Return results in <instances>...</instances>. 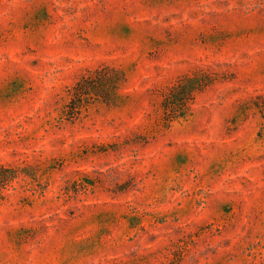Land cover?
Returning <instances> with one entry per match:
<instances>
[{"label":"rangeland","instance_id":"374dc122","mask_svg":"<svg viewBox=\"0 0 264 264\" xmlns=\"http://www.w3.org/2000/svg\"><path fill=\"white\" fill-rule=\"evenodd\" d=\"M0 168V264H264V0H0Z\"/></svg>","mask_w":264,"mask_h":264},{"label":"trees","instance_id":"16d2710c","mask_svg":"<svg viewBox=\"0 0 264 264\" xmlns=\"http://www.w3.org/2000/svg\"><path fill=\"white\" fill-rule=\"evenodd\" d=\"M113 73L119 78V80H123L122 75L120 76L118 72L113 70ZM89 86H90L89 81L87 79H83V80L79 81L75 85V87L73 88L74 98H77L79 101L80 99H82V97L88 95ZM91 94H94L95 96H99L98 93H91ZM0 172L2 173V175H0V193H1V190L4 189L9 184L11 179H10V177L3 175L5 173H7V170H5L4 168H0Z\"/></svg>","mask_w":264,"mask_h":264}]
</instances>
